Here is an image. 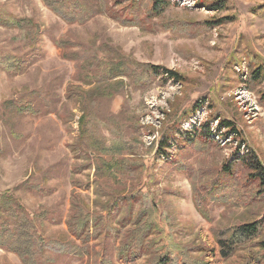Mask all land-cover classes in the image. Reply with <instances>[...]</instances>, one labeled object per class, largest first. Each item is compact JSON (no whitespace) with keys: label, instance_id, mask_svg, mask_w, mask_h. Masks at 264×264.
I'll list each match as a JSON object with an SVG mask.
<instances>
[{"label":"rangeland","instance_id":"374dc122","mask_svg":"<svg viewBox=\"0 0 264 264\" xmlns=\"http://www.w3.org/2000/svg\"><path fill=\"white\" fill-rule=\"evenodd\" d=\"M67 1L96 14L69 24L41 0H0V17L23 23V28L0 26V57L33 60L23 74L0 66V196L16 200L34 222L41 263L125 264L117 261L112 240L102 243L93 237L84 246L67 227L74 205L100 214L95 203L103 199L95 192L98 152L78 150L84 113L78 92L84 90L90 135L114 148L110 159H131L140 167L135 175L103 179L102 186L118 196L142 195L154 220L177 243L203 242L213 250L210 264H238L240 256L228 262L220 257L213 233L250 221L246 209L219 205L207 196L200 212L196 195L207 192L205 183L230 181L221 169L234 158L239 140L225 136L224 129L216 133L217 116L233 122L246 142L239 155L249 148L264 164V107L259 102L264 84H248L252 66L264 63V0H173L175 5L145 30L99 12L104 3L114 6L117 0ZM119 3L123 6L116 11L122 15L131 0ZM218 4L224 7L212 10ZM218 21L223 24L211 26ZM36 35L37 50L32 46ZM119 62L162 67L183 80L160 76L145 86L129 78L111 80L110 71ZM97 90L103 94L91 97ZM194 106L198 111L181 129L195 128L197 137L208 123L204 135L210 134V144L205 145L206 138L195 137L192 144L178 139L168 159L160 158L163 126ZM258 205L254 213L264 212V202ZM112 217L118 218L116 213ZM6 226L13 229L14 221L0 215V231ZM66 242L88 246L84 260L54 249ZM0 264L22 263L0 249Z\"/></svg>","mask_w":264,"mask_h":264},{"label":"trees","instance_id":"16d2710c","mask_svg":"<svg viewBox=\"0 0 264 264\" xmlns=\"http://www.w3.org/2000/svg\"><path fill=\"white\" fill-rule=\"evenodd\" d=\"M43 4L54 14L69 24L83 23L94 13L92 9L88 12L84 5L67 0H41ZM117 0L114 6L104 3L101 7L102 13L108 14L123 26H137L141 29L154 26L155 18L163 15L167 10L175 5L173 0H131L128 7H122V15L116 11L121 5ZM130 1V0H129ZM224 5H215L212 10L222 9ZM100 9V7H99ZM88 12V13H87ZM211 26L221 25L222 21L210 23ZM0 26L5 28H23V23L14 18H1ZM149 26V27H148ZM32 46L37 50L39 47L37 35L32 40ZM33 59V57L31 58ZM254 58L253 60H255ZM32 61L19 62L7 57H0V66L14 74L25 73ZM165 78L167 81L181 83L183 78L179 73L153 65L132 64L131 62H119L110 71V79L129 78L138 86L151 84L157 77ZM165 76V77H164ZM164 80V79H163ZM117 81V82H118ZM249 85L264 84V63H257L252 66ZM102 91H96L91 97H96ZM260 104L264 107V89L259 92ZM89 94L84 90H79L78 98L84 106V113L79 121L78 150L88 155L91 152H98L95 159L97 181L96 195L99 199L95 205L100 207V214H90L79 204L74 205L73 213L67 221L70 235L80 241L82 245H88L91 239L97 242L112 240L115 244L116 259L125 264H136L143 261V264H210L209 258L213 254L207 244L199 242L190 245L177 243L171 233H166L165 229L154 220L153 211L146 206L144 197L138 195H114L101 182L103 179L115 178L119 174L133 175L140 173L139 165L136 161L126 158L110 159L115 151L113 147H107L90 135L88 127L89 114L86 112V102ZM90 97V98H91ZM92 99V98H91ZM196 106L190 112H181L175 115L176 121L172 118L170 122L163 126L162 135L159 141L157 154L160 158L169 157L168 151L178 145L177 140H184V143H194L196 138H206L210 144V134L204 135V130H208V123L200 126V133L196 137L197 130L192 132L181 129L189 116L194 115L198 110ZM201 107H198L200 109ZM219 119L220 129L227 130L225 136L234 135L239 140V147L234 158L229 159L221 169L222 175L230 181L221 183H205L206 193L203 196L196 195V206L201 212V200L211 197L219 205L235 206L246 209L250 221H244L241 225L213 233L216 245L219 248V255L228 262L240 256L242 258L238 264H261L264 261V212L254 213V205L264 202V164L257 154L251 149H247V154L239 155L241 146L246 142L240 138V132L230 120ZM173 121V122H172ZM172 122V123H171ZM209 133V132H208ZM196 137V138H195ZM108 157V158H107ZM110 157V158H109ZM168 159V158H167ZM137 172V173H136ZM245 174V177H243ZM121 176V175H120ZM197 192H199L197 190ZM264 206V205H263ZM137 207H140L139 212ZM116 213L115 219L113 214ZM10 215L14 221V228L4 227L0 231V249L15 254L22 264H43L40 261L41 246L37 240V229L34 222L29 218L22 206L9 196H0V215ZM108 215V218L105 216ZM131 228V231H127ZM90 235L92 237L90 238ZM60 254L84 260L88 254V246L81 248L75 243L55 244ZM244 254V255H241ZM101 264H104L101 261Z\"/></svg>","mask_w":264,"mask_h":264}]
</instances>
